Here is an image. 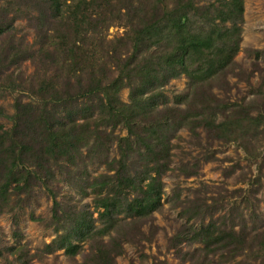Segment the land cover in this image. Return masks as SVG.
Segmentation results:
<instances>
[{"label":"trees","instance_id":"1","mask_svg":"<svg viewBox=\"0 0 264 264\" xmlns=\"http://www.w3.org/2000/svg\"><path fill=\"white\" fill-rule=\"evenodd\" d=\"M26 1L39 38L32 48L23 37L4 45L11 18L0 6V73L24 58L33 63L30 97L16 94L10 125H0V214L27 203L35 187L47 190L48 217L30 216L54 232L41 251L59 248L70 264H114L123 241L149 240L152 228L145 233L141 225L162 206L161 177L181 128L198 140L232 142L247 157L257 155L264 73L250 98L225 100L214 91L239 48L242 0ZM115 20L126 30L105 40L102 32ZM180 76L183 90L169 98L165 85ZM113 147L116 154L108 158ZM93 159L105 170L89 175L85 164ZM193 166L178 170L189 175ZM72 169L91 209L88 202L56 197L55 182ZM212 212L192 198L180 207L184 221L168 243L177 264H210L215 255L225 261L246 250L257 251L264 264V219L247 225ZM204 215L205 222H188ZM181 242L191 248L182 250ZM39 255L21 242L0 243L1 264H26Z\"/></svg>","mask_w":264,"mask_h":264},{"label":"rangeland","instance_id":"2","mask_svg":"<svg viewBox=\"0 0 264 264\" xmlns=\"http://www.w3.org/2000/svg\"><path fill=\"white\" fill-rule=\"evenodd\" d=\"M242 5L239 48L233 57L234 63L226 70V81L214 90L217 96L225 100L252 97L255 86L264 73V0H242ZM0 6L6 8V17L11 18L8 25L10 31L5 35L4 45H7L6 40L9 37L13 41L23 37L26 47L37 46L39 38L32 23L28 21V16L31 15L26 13L30 10L27 1L0 0ZM34 12L30 11L32 15ZM124 30L126 29L122 23L115 20L104 29L102 36L105 40L112 39L122 35ZM2 39L3 36H0V46ZM32 71L33 63L24 58L16 64L8 65L0 73L1 126L10 125L8 115L12 112L13 97L16 94L21 95L24 100L30 97L26 86ZM184 84V76L171 78L165 85L167 96L170 98L172 92L183 90ZM126 93L127 88H121L120 98L125 100ZM254 104L252 112L257 103ZM171 141L169 168L161 177L162 206L152 213L150 223L144 222L141 225L145 233L152 228L151 237L147 240L135 236L123 241V250L116 255L114 264H177L178 256L168 243L176 228L184 221L179 211L188 198H192L194 202H204L211 207L213 218L224 214L226 222L233 220L237 223L244 218L249 225L252 220L258 224L264 219V133L257 140L258 153L255 157H247L244 151L232 142L223 143L217 139L206 141L204 138L198 140L185 128L179 129ZM115 154L113 147L108 152V158ZM184 164H195L193 173L185 175L180 172L178 166ZM85 169L89 175L105 170L102 161L98 159L87 161ZM76 173V169H72L70 174H63L64 176L55 182L56 197L65 202H88V208L91 209L90 195L80 193ZM34 189L27 203L14 208L13 211L0 214V243L21 242L29 251L40 254L26 264H70L72 261L64 256L59 248H55L53 252L41 251L42 246L54 236V232L51 225L30 216L47 218L51 195L42 186ZM95 214L93 211V215ZM208 217H193L188 222L198 224L200 221L205 222ZM84 246L86 248V244ZM180 246L182 250L191 248L183 242ZM51 247H55L54 243H51ZM75 257L80 260L82 255L77 254ZM216 258V255L213 256L210 264H261L263 261L262 256L254 250H246L225 261L219 262ZM185 263L186 261L182 264Z\"/></svg>","mask_w":264,"mask_h":264}]
</instances>
